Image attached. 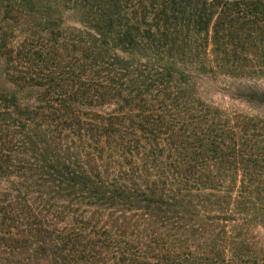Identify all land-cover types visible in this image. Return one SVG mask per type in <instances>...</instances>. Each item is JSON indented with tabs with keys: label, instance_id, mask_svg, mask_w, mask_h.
Wrapping results in <instances>:
<instances>
[{
	"label": "trees",
	"instance_id": "1",
	"mask_svg": "<svg viewBox=\"0 0 264 264\" xmlns=\"http://www.w3.org/2000/svg\"><path fill=\"white\" fill-rule=\"evenodd\" d=\"M0 264H264V0H0Z\"/></svg>",
	"mask_w": 264,
	"mask_h": 264
},
{
	"label": "rangeland",
	"instance_id": "2",
	"mask_svg": "<svg viewBox=\"0 0 264 264\" xmlns=\"http://www.w3.org/2000/svg\"><path fill=\"white\" fill-rule=\"evenodd\" d=\"M229 103V102H228Z\"/></svg>",
	"mask_w": 264,
	"mask_h": 264
}]
</instances>
